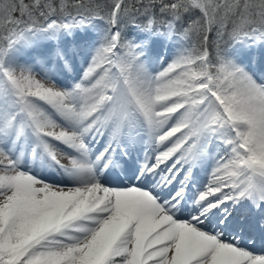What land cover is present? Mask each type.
<instances>
[{
	"label": "snow or ice",
	"instance_id": "snow-or-ice-1",
	"mask_svg": "<svg viewBox=\"0 0 264 264\" xmlns=\"http://www.w3.org/2000/svg\"><path fill=\"white\" fill-rule=\"evenodd\" d=\"M0 264H264V0H0Z\"/></svg>",
	"mask_w": 264,
	"mask_h": 264
},
{
	"label": "rangeland",
	"instance_id": "rangeland-1",
	"mask_svg": "<svg viewBox=\"0 0 264 264\" xmlns=\"http://www.w3.org/2000/svg\"><path fill=\"white\" fill-rule=\"evenodd\" d=\"M204 177H206V178H210V175L207 174V173H204Z\"/></svg>",
	"mask_w": 264,
	"mask_h": 264
},
{
	"label": "bare ground",
	"instance_id": "bare-ground-1",
	"mask_svg": "<svg viewBox=\"0 0 264 264\" xmlns=\"http://www.w3.org/2000/svg\"><path fill=\"white\" fill-rule=\"evenodd\" d=\"M209 172H210V169H209ZM201 176L204 178V173H201ZM209 179V178H208Z\"/></svg>",
	"mask_w": 264,
	"mask_h": 264
}]
</instances>
